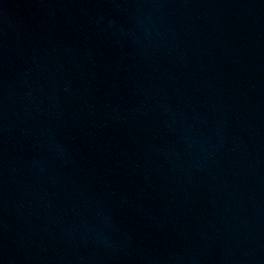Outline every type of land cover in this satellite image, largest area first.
Wrapping results in <instances>:
<instances>
[{
	"label": "water",
	"instance_id": "obj_1",
	"mask_svg": "<svg viewBox=\"0 0 264 264\" xmlns=\"http://www.w3.org/2000/svg\"><path fill=\"white\" fill-rule=\"evenodd\" d=\"M0 264H264V0H0Z\"/></svg>",
	"mask_w": 264,
	"mask_h": 264
}]
</instances>
